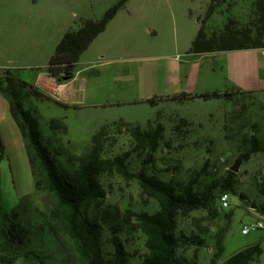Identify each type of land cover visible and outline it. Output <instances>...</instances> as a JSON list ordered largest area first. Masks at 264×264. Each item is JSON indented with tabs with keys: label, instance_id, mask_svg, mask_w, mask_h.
<instances>
[{
	"label": "rangeland",
	"instance_id": "1",
	"mask_svg": "<svg viewBox=\"0 0 264 264\" xmlns=\"http://www.w3.org/2000/svg\"><path fill=\"white\" fill-rule=\"evenodd\" d=\"M117 1L0 0V66H7L21 80L35 85L38 80L41 88L50 87L46 67L63 35L62 19L69 22L73 18H68L70 13L79 14L71 25L75 26L80 17L99 18ZM253 1L171 0L170 10L156 12L170 25L168 32L158 34V40L164 41L160 48L155 50L154 45L147 48L145 44L142 49L122 52L124 58L137 55L162 67L169 64L173 68L171 73L178 79L170 87L171 91L175 89V92L190 95L220 91L229 92L228 96L207 100L187 96L181 102L171 101L172 95H164L160 96L161 100L156 99L155 104L145 99L108 108L139 123L111 122L102 137V158L125 155V164L132 175L145 169L147 174L165 181L192 180L196 189L203 190L206 185L222 181L230 167L240 161L238 171L234 172L229 208L220 207L217 196L222 190L217 189L211 210L198 209L187 217H178L177 235L183 244L177 256L197 264H210L217 245L222 246L223 251L215 264H221L236 251L254 244H259L262 252L248 264H264V227L245 235L241 233L245 222H264L261 212L264 206V149L251 153L246 159L241 158L250 151L252 134L264 146V101L253 91L237 87L254 86L264 97V80L258 78L264 70V53L222 51L186 55L192 36L189 39L186 35L180 43L183 31L186 34L196 32L197 18L204 17L210 4L214 5V11L205 23L209 32L220 28L228 17L239 24L248 22L253 13ZM117 13H155V0H127ZM18 34L22 38L13 40ZM140 37L152 43L147 33ZM18 40L25 41L24 48L7 46ZM1 68L0 80L4 86L5 73ZM22 102L25 108L37 106L42 115L38 122L43 140L57 163L67 171H74L90 154L91 137L101 110L64 109L32 96L23 97ZM55 117L67 121L68 132L62 124L51 130L49 119ZM156 122L163 125L164 138L152 163L148 164L146 156L135 149L128 129L138 125L144 130ZM0 142V214L18 215L31 231L29 247L48 264H82L73 240L55 218L58 204L54 196L46 190L35 189L24 141L10 115L8 102L1 94ZM99 180L106 202L121 210L138 213L158 209L156 201L141 194L135 177L127 178L112 169L102 173ZM101 233L102 250L111 253L113 246L108 226L102 225ZM120 237L130 264H138L146 253L144 234L133 224ZM183 237L189 240L184 241ZM13 264L25 263L18 258Z\"/></svg>",
	"mask_w": 264,
	"mask_h": 264
},
{
	"label": "trees",
	"instance_id": "2",
	"mask_svg": "<svg viewBox=\"0 0 264 264\" xmlns=\"http://www.w3.org/2000/svg\"><path fill=\"white\" fill-rule=\"evenodd\" d=\"M126 1L118 0L99 18H80L75 22V26L63 34L48 60L46 71L49 76L60 82L71 80L81 54L106 29L109 21L124 7ZM213 11L214 5L210 4L204 17L197 18L199 27L188 53L203 55L221 51L264 49V0L253 1L252 16L245 24H239L228 17L220 28L209 32L205 23ZM4 73L6 85L3 86L0 80V94L7 99L10 115L24 141L35 189L46 190L54 196L58 204L54 211L55 218L62 223L73 240L82 264H130L120 234L133 224L145 236L146 253L138 264H197L196 261L177 256V250L183 244L181 237L177 235L178 217H187L198 209L211 210L217 189L222 190L218 196L222 192L230 194L233 191L236 173L228 170L222 181L206 185L203 190L196 189L192 180L165 181L156 175L147 174L145 169L132 175L125 164V155H116L112 159L102 158V137L109 123L92 135L91 150L86 160L74 171H67L57 163L43 140L37 117L22 102L23 97L29 96L42 101L52 99L35 84L19 79L13 71L4 69ZM228 95L229 92L213 91L193 95L180 93L170 98L171 101L182 102L187 96L207 100ZM156 99L161 100V97H151L146 102L155 104ZM60 124L66 129L64 121L52 120L51 130ZM128 132L133 138L135 149L146 156L148 164L152 163L153 155L164 138L163 125L156 122L154 126L150 125L144 130L134 125ZM249 144L250 151L242 159L264 149L253 134L249 138ZM0 148L2 149L1 142ZM112 169L127 178L135 177L141 194L156 201L158 209L154 212L136 213L130 209L121 210L117 205L106 202L99 177ZM261 212L264 214V206L261 207ZM102 225L108 226L109 240L113 246L111 253L104 252L101 247ZM30 234V229L20 221L16 213L9 215L1 212L0 264H13L18 258H22L25 264H48L36 250L29 247ZM185 238L187 237H183L184 241L189 240ZM222 251L223 247L217 245L210 264H215V259ZM261 252L259 244L250 245L236 251L221 264H248Z\"/></svg>",
	"mask_w": 264,
	"mask_h": 264
},
{
	"label": "crops",
	"instance_id": "3",
	"mask_svg": "<svg viewBox=\"0 0 264 264\" xmlns=\"http://www.w3.org/2000/svg\"><path fill=\"white\" fill-rule=\"evenodd\" d=\"M172 5L171 0H155V13H117L109 21L106 29L81 54L75 67V75L71 80L60 82L47 73L50 87L41 88L38 80L35 82L36 87L52 99V101H48L49 103L53 102L60 108H90L94 111L101 110L98 114L100 120L95 123L97 128L93 134L104 124L116 121L139 125V123L133 122L119 111H110L108 108L110 106L141 101L155 96L180 93L175 92V89L170 90V87L176 84L178 79L175 74L171 73L173 68L169 64L162 67L157 63L155 64V61L153 62L150 59L137 55H130L129 58H124L122 52L128 51V49H142L145 44L147 48L154 45L153 49H159L164 41L158 40V34L159 32H168L170 25L161 19V13L156 12L170 10ZM49 14L52 15V13ZM78 15L77 13H70L68 18H73L69 22H65L62 19L60 30L63 31V34L72 27V22ZM144 32L150 36V42L152 43H148L140 37ZM196 32L189 31L186 34L183 31L180 43L186 35L189 39L192 36L193 39ZM8 35L11 37L13 34ZM16 37L22 38L18 34L13 37V40ZM176 44L179 43L176 42ZM7 46H16L22 49L25 47V41L18 40L9 43ZM188 50L185 52L186 55L191 54L188 53ZM234 51H258L264 53V49ZM0 68L11 70L4 65L0 66ZM258 78L264 80V70ZM237 87L243 90L253 91L257 95V98L264 101L262 92L254 88V86ZM27 109L37 119L42 116L37 106L32 105ZM52 120L64 121L68 132V123L64 118L55 117L49 119V127ZM151 120L148 119V121Z\"/></svg>",
	"mask_w": 264,
	"mask_h": 264
},
{
	"label": "built area",
	"instance_id": "4",
	"mask_svg": "<svg viewBox=\"0 0 264 264\" xmlns=\"http://www.w3.org/2000/svg\"><path fill=\"white\" fill-rule=\"evenodd\" d=\"M231 201V194L227 192H222L218 196V203L222 209L229 208ZM264 227V222L262 220H254L250 222H245L241 226V233L248 234L251 231L258 230Z\"/></svg>",
	"mask_w": 264,
	"mask_h": 264
},
{
	"label": "water",
	"instance_id": "5",
	"mask_svg": "<svg viewBox=\"0 0 264 264\" xmlns=\"http://www.w3.org/2000/svg\"><path fill=\"white\" fill-rule=\"evenodd\" d=\"M239 164H240V161L236 162L234 165H232V166L230 167V170H231L232 172H237V171H238ZM251 206L254 207L253 204H252Z\"/></svg>",
	"mask_w": 264,
	"mask_h": 264
}]
</instances>
